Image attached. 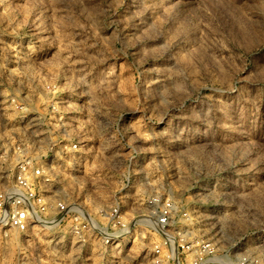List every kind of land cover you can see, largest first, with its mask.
Returning a JSON list of instances; mask_svg holds the SVG:
<instances>
[{"label": "rangeland", "instance_id": "374dc122", "mask_svg": "<svg viewBox=\"0 0 264 264\" xmlns=\"http://www.w3.org/2000/svg\"><path fill=\"white\" fill-rule=\"evenodd\" d=\"M39 165L49 219L0 223V264H264V0H0V193ZM61 201L127 234L70 243Z\"/></svg>", "mask_w": 264, "mask_h": 264}, {"label": "built area", "instance_id": "2783aa9c", "mask_svg": "<svg viewBox=\"0 0 264 264\" xmlns=\"http://www.w3.org/2000/svg\"><path fill=\"white\" fill-rule=\"evenodd\" d=\"M75 149L76 145L71 144ZM51 179V172L44 169L42 165L29 167L28 171L22 169L17 173L14 184L7 186L0 193V223L13 229L18 233L26 232L29 228L34 227L35 222L46 223L49 219L48 208L52 202L47 196L44 185ZM53 197V196H52ZM53 209L60 215V222L63 227L68 228V239L70 243L76 238L82 244L84 235H88L97 240L101 245L110 247L118 236L117 233H126L128 225L120 218V213L124 209L123 205L115 204L104 214V218L96 222L92 219L89 221L84 210L79 206L69 208L63 201L52 205ZM165 210V209H164ZM167 211H164L160 219L157 220V227L164 238V246L172 245L174 237L164 235V229L168 226ZM127 234V233H126ZM180 236V235H177ZM190 243L189 247L186 245ZM179 245L181 252H191L192 257L189 263L183 264H217L215 263L216 255L211 245L197 247L191 241ZM239 264V259H235ZM176 264H182L177 262ZM221 264H232L222 262Z\"/></svg>", "mask_w": 264, "mask_h": 264}]
</instances>
